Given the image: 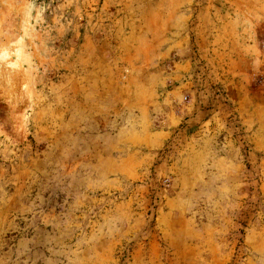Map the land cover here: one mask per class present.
Masks as SVG:
<instances>
[{
    "label": "rangeland",
    "instance_id": "obj_1",
    "mask_svg": "<svg viewBox=\"0 0 264 264\" xmlns=\"http://www.w3.org/2000/svg\"><path fill=\"white\" fill-rule=\"evenodd\" d=\"M0 264H264V0H0Z\"/></svg>",
    "mask_w": 264,
    "mask_h": 264
}]
</instances>
